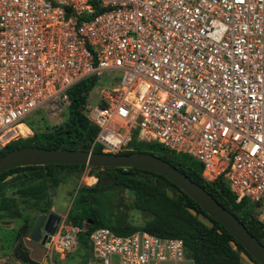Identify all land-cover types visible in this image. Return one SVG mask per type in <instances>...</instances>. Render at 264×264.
Instances as JSON below:
<instances>
[{
  "label": "built area",
  "instance_id": "built-area-1",
  "mask_svg": "<svg viewBox=\"0 0 264 264\" xmlns=\"http://www.w3.org/2000/svg\"><path fill=\"white\" fill-rule=\"evenodd\" d=\"M0 0V151L30 137L37 111L68 104L78 82L106 81L85 103L103 152L133 135L222 175L264 223V0ZM96 85V84H95ZM93 176H83L90 180ZM78 226L47 237L48 264H65ZM77 264H194L181 238L146 230L89 235Z\"/></svg>",
  "mask_w": 264,
  "mask_h": 264
},
{
  "label": "trees",
  "instance_id": "trees-1",
  "mask_svg": "<svg viewBox=\"0 0 264 264\" xmlns=\"http://www.w3.org/2000/svg\"><path fill=\"white\" fill-rule=\"evenodd\" d=\"M89 1L98 13L97 0ZM95 84V78H87L69 88L67 116L60 126L45 130L29 121V117L27 122L33 134L10 142L0 151V156L14 148L32 145L47 149L90 150L98 129L88 120L85 103ZM41 112L39 110L34 115ZM135 150L155 154L188 175L264 244V223L258 220L259 203L247 198L237 202L222 175L206 180L202 176L204 165L187 152H175L157 142L141 141L136 135L131 138L128 148L118 153ZM92 151L103 152L102 146L95 143ZM85 167H89L96 181L92 185L82 184L74 191L66 222L78 226L80 230L77 233L78 246L65 259V264H77L78 258L84 263L90 257L89 235L99 227H107L119 235L146 230L160 237L181 238L186 254L193 258L194 264H243L240 252L244 248L241 244L237 242L234 249L231 245V240H234L232 235L213 218L212 227L201 223L187 210V207H191L205 213L200 205L169 179L149 170L80 164L8 169L0 173V220L21 218L23 208L31 210L33 215L22 225V231L28 235L37 215L48 211L50 197L60 184L71 178L79 179ZM124 194L130 199L127 208L141 215L139 219L126 215L125 209L119 205L123 203ZM88 219L93 222L85 229ZM18 249L26 247L21 244ZM16 255L22 262H36L30 258V253L17 250Z\"/></svg>",
  "mask_w": 264,
  "mask_h": 264
},
{
  "label": "water",
  "instance_id": "water-1",
  "mask_svg": "<svg viewBox=\"0 0 264 264\" xmlns=\"http://www.w3.org/2000/svg\"><path fill=\"white\" fill-rule=\"evenodd\" d=\"M80 164L94 167L137 168L158 173L178 186L192 200L197 202L205 213L194 208L187 210L208 227L213 226L211 218L219 222L234 238L231 245L237 248V242L244 248L240 256L250 264H264V244L253 236L245 225L222 205L202 186L194 182L188 175L181 172L170 162L159 156L144 152L130 151L128 153L95 152L82 149L51 148L39 146H22L14 148L0 156V173L14 168L33 165ZM61 217L55 213L37 215L29 237L24 244L30 249V258L39 264H48L45 256L47 237L55 233ZM93 220L85 222V229Z\"/></svg>",
  "mask_w": 264,
  "mask_h": 264
},
{
  "label": "rangeland",
  "instance_id": "rangeland-1",
  "mask_svg": "<svg viewBox=\"0 0 264 264\" xmlns=\"http://www.w3.org/2000/svg\"><path fill=\"white\" fill-rule=\"evenodd\" d=\"M106 85V81L99 79L93 89L90 91L87 102L89 104H94L97 100V90ZM67 116V105L60 103L58 108L43 110L38 115H32L29 118V121L36 125H40L42 129H52L54 126H60L66 119ZM31 127V126H30ZM32 129V128H31ZM33 132V130H32ZM91 175L89 172V167H85L83 174L79 179L71 178L66 183L60 184L56 189V192L51 195L48 211L59 215L61 218H65L67 211L69 210L74 191L82 184L92 185L95 183V179L86 180L89 183L85 182L83 176ZM95 177V176H94ZM123 203L119 205L122 209H125L126 215L132 216L135 219H139L141 215L135 213L132 210L127 208L129 203V197L127 194L122 196ZM23 208V206H22ZM33 215L31 210L23 208V215L21 218H5L0 220V264H39L36 262H22L16 255V251L19 250L22 253H30V249L27 248L24 244V239L29 237L22 231V225ZM21 244L26 247V249H18ZM243 264H250L247 261H244Z\"/></svg>",
  "mask_w": 264,
  "mask_h": 264
},
{
  "label": "flooded vegetation",
  "instance_id": "flooded-vegetation-1",
  "mask_svg": "<svg viewBox=\"0 0 264 264\" xmlns=\"http://www.w3.org/2000/svg\"><path fill=\"white\" fill-rule=\"evenodd\" d=\"M49 213H51V212H49V211L44 212V214H46V215H48Z\"/></svg>",
  "mask_w": 264,
  "mask_h": 264
},
{
  "label": "crops",
  "instance_id": "crops-1",
  "mask_svg": "<svg viewBox=\"0 0 264 264\" xmlns=\"http://www.w3.org/2000/svg\"><path fill=\"white\" fill-rule=\"evenodd\" d=\"M92 178H94V179H95V181H96V177H94V176H93Z\"/></svg>",
  "mask_w": 264,
  "mask_h": 264
},
{
  "label": "bare ground",
  "instance_id": "bare-ground-1",
  "mask_svg": "<svg viewBox=\"0 0 264 264\" xmlns=\"http://www.w3.org/2000/svg\"><path fill=\"white\" fill-rule=\"evenodd\" d=\"M88 180V179H87Z\"/></svg>",
  "mask_w": 264,
  "mask_h": 264
}]
</instances>
